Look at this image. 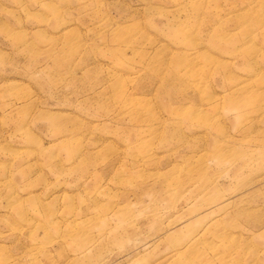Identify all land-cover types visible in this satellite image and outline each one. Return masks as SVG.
<instances>
[{
  "label": "rangeland",
  "instance_id": "rangeland-1",
  "mask_svg": "<svg viewBox=\"0 0 264 264\" xmlns=\"http://www.w3.org/2000/svg\"><path fill=\"white\" fill-rule=\"evenodd\" d=\"M0 264H264V0H0Z\"/></svg>",
  "mask_w": 264,
  "mask_h": 264
}]
</instances>
